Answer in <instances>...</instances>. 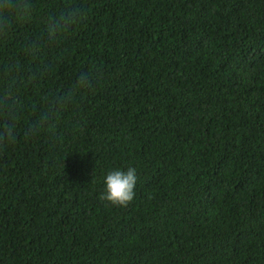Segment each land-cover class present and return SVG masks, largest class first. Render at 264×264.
I'll list each match as a JSON object with an SVG mask.
<instances>
[{
  "label": "trees",
  "instance_id": "obj_1",
  "mask_svg": "<svg viewBox=\"0 0 264 264\" xmlns=\"http://www.w3.org/2000/svg\"><path fill=\"white\" fill-rule=\"evenodd\" d=\"M67 2L0 38V264H264V0H74L26 56ZM81 70L95 90L37 128ZM129 167L133 202L100 200Z\"/></svg>",
  "mask_w": 264,
  "mask_h": 264
},
{
  "label": "clouds",
  "instance_id": "obj_2",
  "mask_svg": "<svg viewBox=\"0 0 264 264\" xmlns=\"http://www.w3.org/2000/svg\"><path fill=\"white\" fill-rule=\"evenodd\" d=\"M35 0H0V38L7 36L13 29L21 25H29L36 19ZM85 10L68 0L63 8L50 12L41 19V30L35 36H29L23 52L26 56L38 58L43 48L59 47L64 39L84 23ZM99 70L77 73L74 85L63 97L57 99L56 106L39 115L36 122L38 128L42 124L54 122L59 109L74 100V93L93 92L99 83ZM7 107V100L4 101ZM13 129L5 126L3 134L11 135ZM138 176L134 167L126 171L112 170L105 175V193L100 200L112 207L127 208L135 198Z\"/></svg>",
  "mask_w": 264,
  "mask_h": 264
}]
</instances>
